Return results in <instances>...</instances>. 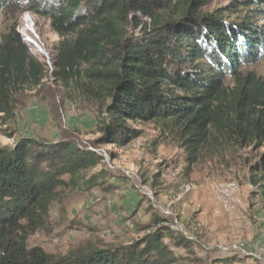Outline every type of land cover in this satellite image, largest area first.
<instances>
[{
	"label": "trees",
	"instance_id": "obj_1",
	"mask_svg": "<svg viewBox=\"0 0 264 264\" xmlns=\"http://www.w3.org/2000/svg\"><path fill=\"white\" fill-rule=\"evenodd\" d=\"M14 3L49 19L61 39L52 64L58 80L104 101L98 143L125 147L140 136L128 122H156L175 135L188 165L205 148H264V78L244 71L264 59V28L251 18L204 13L206 0H0V13ZM137 16L148 24L134 36ZM46 75L12 28L0 43V114L12 117L16 95L41 87ZM101 162L71 137L0 148V264H206L175 255L171 248L192 253V243L158 216V228L128 246L85 243L64 256L30 248L57 191ZM251 171V185L264 187V154ZM100 177L86 189L101 187Z\"/></svg>",
	"mask_w": 264,
	"mask_h": 264
},
{
	"label": "rangeland",
	"instance_id": "obj_2",
	"mask_svg": "<svg viewBox=\"0 0 264 264\" xmlns=\"http://www.w3.org/2000/svg\"><path fill=\"white\" fill-rule=\"evenodd\" d=\"M14 4L0 13V43L15 27L30 53L46 65L47 75L41 87L16 95L12 117L0 114V148L26 137L47 143L71 137L102 158L80 175L78 185L57 191L29 247L64 256L85 243L128 246L154 232L158 216L166 220L163 227L192 243V253L171 248L177 256L206 264L226 258H235L234 264H264V187L251 185V168L264 148H205L188 165L175 135L156 122H128L140 136L125 147L98 143L104 101L58 80L52 64L61 39L50 20L27 12L26 4ZM201 10L221 11L235 22L249 17L264 28V0H206ZM137 22L134 36L148 24L141 16ZM244 71L264 78V59ZM82 83L89 81L83 77ZM99 172L101 187L87 190L84 183Z\"/></svg>",
	"mask_w": 264,
	"mask_h": 264
},
{
	"label": "bare ground",
	"instance_id": "obj_3",
	"mask_svg": "<svg viewBox=\"0 0 264 264\" xmlns=\"http://www.w3.org/2000/svg\"><path fill=\"white\" fill-rule=\"evenodd\" d=\"M30 44H32V45L35 46V45H36V42H35L34 40H31V41H30ZM188 190H189V189H187L186 192H188Z\"/></svg>",
	"mask_w": 264,
	"mask_h": 264
},
{
	"label": "built area",
	"instance_id": "obj_4",
	"mask_svg": "<svg viewBox=\"0 0 264 264\" xmlns=\"http://www.w3.org/2000/svg\"><path fill=\"white\" fill-rule=\"evenodd\" d=\"M235 250H238V251L242 252V250H240V249H235Z\"/></svg>",
	"mask_w": 264,
	"mask_h": 264
}]
</instances>
